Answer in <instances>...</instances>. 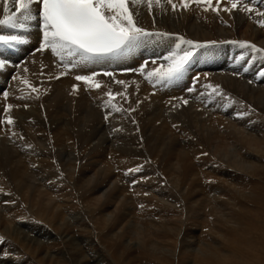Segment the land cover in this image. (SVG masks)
I'll return each mask as SVG.
<instances>
[{"label": "bare ground", "instance_id": "obj_1", "mask_svg": "<svg viewBox=\"0 0 264 264\" xmlns=\"http://www.w3.org/2000/svg\"><path fill=\"white\" fill-rule=\"evenodd\" d=\"M254 1L151 0L149 6V0H128L135 25L150 35L124 55L75 67L79 57L62 60L51 49L39 50V21L25 29L0 26V35L27 41L0 44V59L7 61L0 68V193L4 186L11 191L0 194V202H8L0 205V264H105L95 250L98 242L65 234L85 220L91 230L101 227V238L117 242L119 251L128 248L121 242L124 234L135 236L142 255L157 251L171 264L262 261L255 242L264 232L239 227L242 188L264 168V52L244 43L264 49V0ZM4 7L0 0V19ZM8 7L9 14L15 12V0ZM188 52L177 78L149 77L153 69H167V57ZM185 74L193 79L185 80ZM95 82L99 87L91 86ZM205 151L209 159L203 160ZM153 156H162L160 164ZM213 163L241 176L228 178L208 165ZM126 167L132 170L123 175ZM130 182L133 192L126 196ZM163 184L168 196H161ZM66 186L70 193L82 191L83 198L93 196L91 208L71 213L76 208ZM35 191L50 204L36 202ZM249 194L254 198L255 192ZM58 196L71 201L69 213L66 206L58 210V201L52 205ZM229 198L240 204L231 210ZM143 201L152 208H139ZM35 202L50 232L36 224L29 237L25 229L33 232V223L23 218L35 214ZM128 202L134 212H124ZM160 237L166 244L149 243ZM115 254L114 261L123 255Z\"/></svg>", "mask_w": 264, "mask_h": 264}, {"label": "snow or ice", "instance_id": "obj_2", "mask_svg": "<svg viewBox=\"0 0 264 264\" xmlns=\"http://www.w3.org/2000/svg\"><path fill=\"white\" fill-rule=\"evenodd\" d=\"M3 2L4 16L0 19V26L25 29L29 27V21H39L43 32L39 50L51 49L62 60L79 57V61L72 63L73 67L77 63L99 62L124 55L142 37L150 35L135 25L127 8L128 0H15L16 10L11 14L9 0ZM131 2L137 3L138 0ZM232 7L235 8L236 4L233 3ZM26 42L22 36L0 35V44L3 45L15 47ZM244 43L250 49L264 52V49H256L255 45ZM191 55L192 53L188 52L179 59L167 57L170 61L167 69H153L149 77L156 76L160 80L177 78L185 70ZM6 63L7 61L0 59V68H4ZM143 67L142 65L141 69ZM95 75L93 73V76ZM91 79L89 76H76L78 81L89 82ZM95 86L99 87L98 84ZM73 87L75 90L76 86ZM8 123L12 121L9 119Z\"/></svg>", "mask_w": 264, "mask_h": 264}, {"label": "rangeland", "instance_id": "obj_3", "mask_svg": "<svg viewBox=\"0 0 264 264\" xmlns=\"http://www.w3.org/2000/svg\"><path fill=\"white\" fill-rule=\"evenodd\" d=\"M262 1V0H261ZM257 2H258V0H255L252 4H254V5H256L257 4ZM184 79L185 80H191V79H193V77L192 76H190L189 74H185L184 76ZM257 83V82H256ZM2 91H4V90H2ZM0 100H2V96H1V98H0ZM20 104H18L17 106H19ZM4 125H5V120L3 119V122L1 123V126L4 128ZM203 154V155H202ZM202 154L201 155H199V157L201 156L202 157V159L203 160H205V159H209V156L207 155V153H206V151L205 152H202ZM154 157V156H153ZM158 157H160V156H158ZM158 157H154V159H157L154 163L156 164V165H158V164H160L159 162H160V158H162V156L160 157V158H158ZM200 157V158H201ZM198 159V158H197ZM152 161H153V159H152ZM158 161V162H157ZM208 165H211L212 166V168H216L217 170H222V171H224V173H225V176H227L228 178H232V179H236L238 176H241V174H240V172H236V171H233L232 169H231V167H229V168H225V167H221V165L220 164H216V163H213V164H208ZM197 167H198V165H197ZM130 169V170H129ZM151 169V168H150ZM128 170V171H127ZM132 170V168L130 167V168H125V170H123V175L125 174V171L126 172H130ZM117 173H119L118 171H116ZM152 172V171H151ZM150 172V173H151ZM157 172H165V171H162V170H158V171H156V173ZM203 172V171H202ZM205 172V171H204ZM162 173V174H163ZM264 168H261V170H260V174H261V178L260 177H258V175H256L255 177H248V179L249 178H251L250 180H252L253 182L250 184V186H248V187H243L242 189H243V191H244V195H243V199L241 198V202L243 203V204H240L238 201H236V200H234V199H231V198H229V199H227L228 201V203H229V205H230V207H231V210L233 209V206L235 205V204H240L241 205V212L239 213V216H242L243 217V220H241L240 222H241V225L239 226L240 227V229L241 230H243V231H249V230H251L252 232H259V233H263L264 232ZM123 175H121V176H123ZM201 177V176H200ZM125 178V177H124ZM123 178V179H124ZM198 178H199V176H198ZM206 179V178H205ZM197 181L198 179L196 178V177H194V176H192V181ZM203 180H204V178H203ZM208 180V179H207ZM209 180H211V178H209ZM209 180L207 181V182H209ZM124 182V181H123ZM128 185H129V187H128V190H129V192H127V195L126 196H130V193H132L133 191V189H130V186H131V182L130 183H128ZM164 185L165 184H163L162 186L164 187ZM238 185V184H237ZM5 187H7V186H4V189L6 190H2L1 191V193L0 194H2V196H8L10 193H11V191L9 192L8 190H10L9 188H5ZM122 187H124V183H122ZM165 188V191L163 192V194L161 195V196H168V194H167V191L169 190L168 188H166V187H164ZM66 190H64V192L66 191L67 192V189H69V187H67L66 186V188H65ZM70 191H72V189H71V187H70V189H69V191H68V193H66L65 192V194H67V198L69 199L70 198V200H72L73 202H71V201H69L67 198H65V197H61V196H58V197H56V199H54L53 201H52V203L53 202H55L56 203V201H58L56 204H58V205H56L55 203H51L52 205H56V207H58V210L60 209V210H62V208H64L65 206H66V208H64L63 210H68L67 211V213H69L70 211H71V213H74V214H79V212L81 211V208H82V210H84V211H86L87 209H86V207H88L89 206V209L91 208V198L93 197V196H91L90 198H88V196H89V194L87 195V197L86 198H83L84 196H82L81 194H82V191H79L80 193L79 194H74V192H71L70 193ZM64 192H62V193H64ZM251 192V194L252 193H254L255 192V195H253L254 196V198H252V196L249 194ZM5 193V194H4ZM9 193V194H8ZM4 194V195H3ZM33 194H36V195H33V198L35 199H37L36 200V202L37 201H41V202H43V203H45V204H50V203H48V200H45V199H43V198H41V196H39L38 195V193L35 191ZM71 194V195H70ZM73 194V195H72ZM69 195H70V197H69ZM80 195V196H79ZM250 195V196H249ZM74 196V197H73ZM78 196H79V198H78ZM83 198V199H82ZM226 198H227V194H226ZM65 201H64V200ZM80 199V200H79ZM45 200V201H44ZM66 200H67V202H66ZM88 200V201H87ZM62 201H64V202H62ZM68 201H69V203H68ZM83 201H85L84 203H82ZM86 201H87V204L85 205V203H86ZM131 200H129V202H130ZM199 201V200H198ZM35 202V207L33 206L32 207V210H34L35 211V214H31V216H26V217H24L23 218V220L25 221V222H32L33 223V232L31 231V230H29V229H25V233L29 236V237H34V232H35V225L36 224H39L40 226H44L49 232H50V230H49V228L46 226V224H44L43 223V220H42V217H43V215H42V217L40 216L39 218H38V213H39V205L37 204ZM62 204H61V203ZM66 202V203H65ZM70 202H71V208L73 207L74 209L76 208V211L75 210H70V206H69V204H70ZM77 202V203H76ZM90 202V205L88 204ZM129 202L127 203V207H125L126 209H125V211L124 212H134V210L136 209L134 206V204H129ZM149 202V201H148ZM64 203V204H63ZM8 204V202H6V201H2V202H0V205H7ZM59 204H61V205H59ZM80 204V205H79ZM146 204V205H145ZM25 205V204H24ZM76 205H78V207L76 206ZM82 205H84V206H82ZM88 205V206H87ZM25 206H27V203H26V205ZM51 206V205H50ZM81 206V207H80ZM133 206V207H132ZM137 206L140 208V207H147L148 209L149 208H152V206H153V204L152 203H147V201H143L142 203H138L137 204ZM55 207V206H54ZM69 207V208H68ZM144 207V208H145ZM36 208V209H35ZM47 207L46 206H44V209L43 208H41V209H43L44 211H45V209H46ZM235 208V207H234ZM129 209V210H128ZM70 210V211H69ZM80 210V211H79ZM146 210V209H145ZM138 211V210H137ZM50 212L52 213V211L50 210ZM50 212H46L48 215H49V217L51 218V213ZM199 214V213H198ZM201 215V214H200ZM210 217V219H211V216H209ZM22 218L20 217V219L19 220H21ZM39 219V220H38ZM209 219V220H210ZM132 220V219H131ZM39 221V222H38ZM46 221V220H45ZM87 220H85V225H83V227H81V228H79V229H70V230H68L65 234H70V236H72V237H74L75 239H81V238H88L89 240H91L94 244H96L97 242V244H96V246H95V250L98 252V254H102V260L104 261V263L105 264H132L134 261V263L133 264H171V262H168L167 260H165V257H163V255L162 254H160V253H157V251L153 254V256L152 255H148V254H146L145 256L144 255H142L141 254V252L138 250L139 248H137V245L139 244V243H141V242H136V239H137V237H135V236H129V235H125L124 234V236L122 237V243L124 244V245H126L128 248H126V250L125 251H119L117 248V242L114 244V246H113V244H111V241H109V242H105L104 241V239L103 238H101V236H102V231H99L100 229H101V227H100V225L99 226H97V228H99V230L98 229H90V227L92 226V225H89V222L87 221ZM92 221H95V219H92ZM133 221V220H132ZM261 222V223H260ZM124 224V223H123ZM88 226H89V228H88ZM95 226V225H94ZM96 227V226H95ZM86 228V229H85ZM188 228H189V230L191 229V228H195V227H193V225L192 226H188ZM198 229V228H197ZM200 229V228H199ZM208 230V228L207 227H204L203 229H202V239L203 238H205L206 239V237L205 236H208V234H207V230ZM86 230V231H85ZM94 231V232H93ZM99 231V232H98ZM87 232V233H86ZM96 232V233H95ZM200 231L199 230H197V234L199 233ZM95 233V234H94ZM98 234H99V236H98ZM249 234V233H248ZM264 234V233H263ZM262 234V235H263ZM93 235V236H92ZM204 235V236H203ZM247 235H245V238L246 239H249V237H246ZM249 236V235H248ZM264 236V235H263ZM262 236V239L261 238H257V240L258 239H260V241H259V243H258V241L257 242H255V245H257L258 246V249H259V251L260 252H258V255L259 254H261V255H259L261 258V262L260 263H255V264H264V260H263V258H264V248H262V247H264V245H263V243H264V237ZM95 239H94V238ZM209 237V236H208ZM207 237V238H208ZM92 238V239H91ZM2 243L4 242V240H0ZM96 241V242H95ZM154 241V242H153ZM260 242L262 243V245L260 244ZM5 243V242H4ZM3 243V244H4ZM122 243H119L120 245H122ZM151 245H155L156 247L157 246H160L161 244H166V241L165 240H163V238H159V239H152V241H150L149 242ZM205 243V242H204ZM77 244H79V245H81V242L79 241V242H77ZM106 244V245H105ZM112 247H111V246ZM116 245V246H115ZM261 245V246H260ZM105 246H109V247H111L110 248V250L109 251H106V248H108V247H106L105 248ZM98 247V248H97ZM123 247V246H122ZM57 248H58V246H57ZM108 250V249H107ZM116 251H118V253L117 254H115V252ZM263 251V252H262ZM111 254H115L114 256V258L116 259H118V255L119 254H123L122 255V257H120L119 259H118V261H114V259H113V257H111ZM132 256V257H130L129 258V260H128V262H126L125 261V258L127 257V256ZM148 256V257H147ZM34 257H36L35 255H34ZM122 258H124L123 260H122ZM176 260V259H175ZM174 260V261H175ZM132 261V262H131ZM179 261H180V264H181V260L179 259L178 260V264H179ZM199 261H201V260H199ZM117 262V263H116ZM190 262H191V260L189 261V260H187V259H185V263L186 264H190ZM259 262V261H258ZM175 264H176V261H175ZM206 264H210V262H208V261H206ZM226 264H228V263H226Z\"/></svg>", "mask_w": 264, "mask_h": 264}]
</instances>
